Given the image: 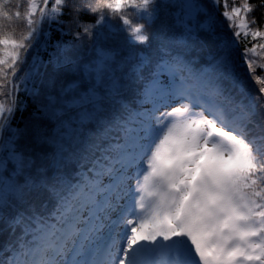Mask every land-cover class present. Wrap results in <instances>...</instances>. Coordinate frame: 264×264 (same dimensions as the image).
Instances as JSON below:
<instances>
[{
	"label": "snow or ice",
	"instance_id": "obj_1",
	"mask_svg": "<svg viewBox=\"0 0 264 264\" xmlns=\"http://www.w3.org/2000/svg\"><path fill=\"white\" fill-rule=\"evenodd\" d=\"M261 41L264 0H0V264H264Z\"/></svg>",
	"mask_w": 264,
	"mask_h": 264
},
{
	"label": "trees",
	"instance_id": "obj_2",
	"mask_svg": "<svg viewBox=\"0 0 264 264\" xmlns=\"http://www.w3.org/2000/svg\"><path fill=\"white\" fill-rule=\"evenodd\" d=\"M236 2L239 3L240 0H236ZM257 15H259V13ZM65 19H67V17H65ZM81 19L84 22H93L95 20V15H93V14H83L81 16ZM261 42H264V41H261ZM246 43L250 46L254 42L251 40V38H249L247 41H244V42L241 43V45H240L241 49H243V47L245 46ZM250 83L252 85L253 90L258 89L259 85H257L254 81H250ZM17 121L20 122L21 125H22V118L19 115L17 116Z\"/></svg>",
	"mask_w": 264,
	"mask_h": 264
}]
</instances>
